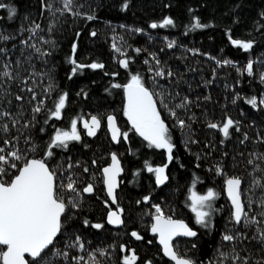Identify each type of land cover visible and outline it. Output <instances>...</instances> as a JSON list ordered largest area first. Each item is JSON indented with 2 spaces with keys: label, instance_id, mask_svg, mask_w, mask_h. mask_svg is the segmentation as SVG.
I'll use <instances>...</instances> for the list:
<instances>
[{
  "label": "trees",
  "instance_id": "16d2710c",
  "mask_svg": "<svg viewBox=\"0 0 264 264\" xmlns=\"http://www.w3.org/2000/svg\"><path fill=\"white\" fill-rule=\"evenodd\" d=\"M0 3L16 9L10 17L7 8H0V34L10 37L0 39V113L11 114L0 116V125L9 129L0 130V147L5 148V155L11 150L23 154L20 161L10 158L18 168L32 156L45 160L55 170L58 194L68 205L54 244L35 262L28 258L29 264H77L73 257L79 256L84 257L79 264H91L90 257L99 264H125L124 257L131 256L133 250L137 257L134 264H173L150 231L151 218L157 214L154 205L197 231L193 238L173 241L178 255L191 258L195 264H208L218 249L231 252L235 248L240 256L249 258V264H264V243L254 238L258 235L256 226L245 227L243 222L236 224L230 219L232 207L224 193L225 179L241 178L246 211L264 219L258 215L264 210L260 204L264 189L253 186L255 180L264 183V105L259 104L264 98V0H74L71 12L57 11L62 0ZM49 4L51 8L45 7ZM165 18H171L173 25L160 26ZM197 19L208 26L194 28ZM153 23L158 27L152 28ZM35 24L40 28L33 33ZM233 39L251 42L253 47L245 50L232 44ZM73 58L80 64L99 63L103 67H85L73 74ZM123 59L129 60L128 68L120 63ZM225 60L231 63L225 64ZM249 61L253 63L251 75L246 70ZM161 69L164 75L159 76L156 73ZM4 71L12 75L4 76ZM137 73L155 94L174 149L169 161L167 149H158L129 130L121 157L123 172L111 205L121 206L123 223L114 228L106 221L111 202L98 178L99 169L91 168L90 179L84 171L86 157L90 166L93 158L100 166L106 163L103 167L110 162L107 154L112 145L105 139L106 132L99 131L86 142L70 141V145L90 144L87 153L74 146H53L51 156L46 150L56 131L67 130L74 119L93 113L104 120L114 113L119 120L125 108L123 85ZM115 84L122 87H113ZM49 85L52 90L46 91ZM64 93L67 98L61 117L51 116L50 110ZM253 97L257 106L248 103ZM182 103L184 107H177ZM37 106L40 112L33 111ZM228 118L234 121L228 136L220 127H209H222ZM179 120L185 122L183 127ZM6 140L11 143L5 144ZM101 145L109 146L104 156L98 151ZM164 165L167 179L158 184L156 173L148 167ZM6 170L5 179L17 173L10 165ZM69 177L76 181V193L59 187L67 184ZM89 182L94 190L85 195L83 188ZM191 188L216 193L210 201L208 227L196 222ZM249 198L253 202L250 208ZM70 200L76 201L75 206ZM95 224L102 227L95 228ZM132 231L141 238L135 239ZM225 234H242L243 238L228 242L222 239ZM77 237L83 249L75 246Z\"/></svg>",
  "mask_w": 264,
  "mask_h": 264
},
{
  "label": "snow or ice",
  "instance_id": "6c2138e0",
  "mask_svg": "<svg viewBox=\"0 0 264 264\" xmlns=\"http://www.w3.org/2000/svg\"><path fill=\"white\" fill-rule=\"evenodd\" d=\"M74 0H62V8L57 9V11H72ZM45 7L51 8L52 6L45 5ZM127 8V4L124 5ZM0 8H7L9 10V15L14 16L16 9L9 5L0 3ZM79 15V13H74ZM89 20L94 19L93 16L87 17ZM174 21L171 18H165L162 25L169 26L173 25ZM208 25L201 24L199 19H197L193 25L194 28L207 27ZM152 28L158 27L156 23L151 24ZM40 28L39 24H35L31 31L36 33ZM50 30V29H49ZM79 35V34H77ZM91 35L95 36L96 33L92 32ZM10 37L0 34V39L7 40ZM234 45H242L245 50L251 49L253 47L251 42H244L241 40H231ZM27 43V41H25ZM170 43L168 47H172ZM33 47H35L33 45ZM113 48L117 52L120 48L113 44ZM76 45L73 44L72 51L75 53ZM37 52H40L39 48H36ZM139 51V49H137ZM155 59V57H153ZM70 63L74 65L72 68V73L75 74L79 69L85 67H90L93 69L102 68L103 64L92 63L89 65H84L77 63L73 58ZM120 63L128 68L129 60L123 59ZM147 63V61H146ZM225 64H230L231 61L225 60ZM159 64V61H157ZM7 68V65H4ZM247 72L251 75L253 72V63L249 61L246 66ZM4 76L10 77L12 75L9 71H4L2 73ZM159 76L164 75L161 69L156 73ZM171 75V73H168ZM261 80L264 81V74L261 75ZM113 87L120 88L122 85L115 84ZM126 89L127 94V106L125 113L131 121L133 128L137 131L145 140L149 141L150 145L155 146L158 149H167L168 159L171 161L172 152L174 149V144L171 140V135L169 128L165 123V120L161 117V112L157 107V100L154 99V93L147 88L140 74H135L131 76L130 81L123 85ZM33 91L32 89H28ZM52 86L46 91H51ZM67 93L59 96V99L54 104V108L50 110V115L56 118L61 117L62 110L66 105ZM17 99H22V97H17ZM33 99H35V93L33 94ZM44 103L43 100L40 102ZM160 103H163V97L160 99ZM248 103L257 106L258 100L253 97L248 99ZM259 104L264 105V98L259 100ZM167 107V105H165ZM177 107H184V104L177 105ZM34 112H40L41 107L37 106L33 109ZM171 111V110H170ZM172 115L176 113L171 111ZM10 116V113H0V116ZM109 127L112 129V138L114 140H119L121 135L124 139H127V133H121L120 129L115 124V117H107ZM13 123H18V121H13ZM100 119L96 116L91 117V124L87 121L84 122V127L88 129L89 135H95V131L100 126ZM179 125L183 127L185 122L183 120L178 121ZM234 125V121L228 118L226 122L221 126L217 124H209L210 128L220 127L221 131L225 136L229 134V128ZM0 130L7 132L9 131L8 126L0 125ZM80 139V135L77 131V121H71L70 131L58 130L54 138L51 139L50 144L47 146L46 155H53L52 147L67 148L69 141H76ZM11 141H5V144H10ZM34 150V149H33ZM5 153V148L0 147V245L6 246V250L0 249V264H29V260L25 258V254H28L35 262L36 258H42V253L46 249H49L51 245L54 244L56 238L61 233L63 228L62 216L67 211L68 205L65 203L64 198L58 194L56 172L50 169L48 164L43 159H30L25 160L22 167H17L15 162H10V158H14L15 161L23 160V154L18 150H11ZM112 164L109 167L103 169L104 182L107 185V191L112 197V201L115 202L116 196L114 193L115 188L118 186L117 176L122 171L119 165V160L116 154H112ZM95 163V161L93 162ZM10 165L12 169H17V174L9 179H5L7 174L6 166ZM71 167V165H69ZM167 165L162 167L153 168L148 167L149 172L156 173V181L158 184L164 183L167 179L165 173V168ZM85 172L88 171L87 168L84 169ZM264 171V170H261ZM242 181L238 177L229 178L226 181L228 196L231 199V204L233 206V211L231 213L230 219L236 224L243 222L245 227L252 225L256 226V231L258 233L255 239H259L264 243V219H257L255 215H250L245 209V203L242 200V193L240 191V185ZM76 181L71 177L68 178V183L59 185L60 188L71 190L76 193L75 187ZM254 187H259L264 189V183L260 180H255L253 182ZM93 184L89 183L87 187L83 188V192L91 193L93 192ZM216 197V193L209 189L206 195H199L193 192L191 196V209L196 214V222L203 225L204 227L209 226V218L212 214V204L210 203ZM148 197H145L147 200ZM69 203L75 206L76 201L70 200ZM107 204L108 202L105 201ZM253 202L249 198L248 207H251ZM260 204L264 206V197L261 198ZM156 209L155 223L152 224L151 230L153 233L159 235V241L163 245V251L166 255L171 257L176 264H195L191 258L179 256L177 251L174 250L173 238L185 235V236H195L197 233L193 231L183 220H175L171 216L165 217L163 211L160 209L159 205H154ZM205 208L209 211H205ZM123 209L117 207L116 211H109L108 221L112 224H122L123 221L118 213H122ZM260 217H264V210L258 213ZM88 221H85L87 224ZM95 228H101V224H95ZM138 239L136 232L132 233ZM238 238H243L242 234H225L222 239L224 241H234ZM73 244H69L72 247ZM75 246L83 249V243L79 242V237L76 238ZM57 254H60L57 252ZM67 257V253H64ZM74 260L79 264L80 261L84 260L83 256L73 257ZM91 264H99V261L94 257H90ZM137 257L134 254L131 256H125V264H134ZM249 264V258L242 257L235 248L231 252L223 251L222 249L217 250L216 257L214 260H210L208 264ZM151 264V262H149ZM261 264V262H257Z\"/></svg>",
  "mask_w": 264,
  "mask_h": 264
},
{
  "label": "flooded vegetation",
  "instance_id": "af4514ba",
  "mask_svg": "<svg viewBox=\"0 0 264 264\" xmlns=\"http://www.w3.org/2000/svg\"><path fill=\"white\" fill-rule=\"evenodd\" d=\"M124 111H125V108H124ZM124 111H123V115L121 116V117H119V120H118V118H117V123H118V125H119V128H120V132L121 133H127L128 135H127V137L129 136V130H130V132H132V130L133 131H135V129L133 128V125H132V123H131V121L129 120V118H128V116L126 115V114H124ZM91 115H95V116H97L96 114H90V115H86V116H83V117H81L80 119H78V120H76V119H74V120H76L77 121V131H78V133H79V135H80V139L79 140H83V141H85L86 142V140L88 139V138H93V137H96V135H98V132L99 131H105L106 133V140H107V143L108 144H111L112 146H110L111 148L108 150V162H109V159L111 158V154L114 152L115 154H117L118 155V157H119V159L121 160V157H122V151H123V149H124V147L126 146L125 145V143H124V141H126L127 139H124L123 138V135H121V137L119 138V140H118V142L117 143H113V141H112V139L110 138V135H109V132H108V130H107V126H106V117L104 118V120L102 119V118H100L99 116H97L99 119H100V121H101V123H100V127L97 129V133L94 135V136H92V135H89L88 133H87V129L81 124V120L82 119H86V120H88V118H89V116H91ZM105 123V124H104ZM126 126H129L128 127V130L127 131H125L124 130V127H126ZM70 127H71V124H70V126H69V128L67 129V130H65V131H68V130H70ZM136 133H137V131H135ZM98 137V136H97ZM100 140H102V138L100 139ZM97 141H98V138H97ZM97 144V143H96ZM77 145V146H76ZM76 145H70V141L68 142V146H67V148L66 149H68V148H72L73 146L74 147H77V148H79L80 150H86V153L89 151V147H91V145L90 144H84V143H80V144H76ZM114 146V147H113ZM117 149H116V148ZM100 148L101 149H98V151L100 152H103V156H104V154H105V151H106V149L107 148H109V146L107 145H101L100 146ZM112 148H114L115 150H113ZM62 149H65V148H62ZM119 150V152H120V154L117 152ZM95 161V159L93 158L92 159V161L90 162V163H92V166H90V164L88 165V158L86 157V168L88 169V171L86 172V179H90V178H88V172H90L91 171V168L93 167H96V168H98L99 169V179H102V183H103V179H104V177H103V174H102V167H103V165H105L106 163H104V164H102L101 166L99 165V162L96 164V161H95V163H93ZM121 162V166H122V172H123V165H122V160L120 161ZM100 167V168H99ZM97 177H94V178H92V179H96ZM119 179H121V176L119 177ZM120 182V181H119ZM90 183H92V182H90ZM103 186H104V184H103ZM104 190H105V188H104ZM85 195L86 194H89V193H85V192H83ZM106 193V192H105ZM109 201L111 202L110 203V205L108 206L109 208H108V210H111V209H116L117 210V207H119V208H121V206H119V205H114V206H111L112 205V203H113V201L112 200H110L109 199ZM107 210V211H108ZM122 214V213H121ZM151 225V224H150ZM151 231V230H150ZM133 232V231H132ZM137 233V232H136ZM138 234V233H137ZM154 234V233H153ZM156 236V235H155ZM157 239V238H156ZM176 239V238H175ZM174 239V240H175ZM173 240V241H174Z\"/></svg>",
  "mask_w": 264,
  "mask_h": 264
},
{
  "label": "water",
  "instance_id": "95a60500",
  "mask_svg": "<svg viewBox=\"0 0 264 264\" xmlns=\"http://www.w3.org/2000/svg\"><path fill=\"white\" fill-rule=\"evenodd\" d=\"M128 83V82H127ZM127 83H125V84H127ZM124 84V85H125ZM123 89H124V107H125V109H126V106H127V94H126V89L123 87ZM92 116H95V115H91V116H89V118H88V120H86L85 118L84 119H82L81 120V124L84 126V122L85 121H87L89 124H91V117ZM108 116H114L115 117V124H116V126L119 128V125H118V123H117V118H116V115L114 114V113H110V114H108L107 116H106V126H107V130H108V132H109V135H110V138L112 139V141L114 142V143H116V142H118V140H114L113 138H112V129L109 127V124H108V120H107V117ZM97 117V116H96ZM98 118V117H97ZM99 119V118H98ZM100 127V126H99ZM98 129V128H97ZM97 129H96V131H97ZM120 129V128H119ZM95 131V134L97 133ZM87 133H88V129H87ZM92 136H94V135H92ZM113 154V153H112ZM112 154H111V157H112ZM33 158H35V159H41V158H39V157H36V156H32V157H30V158H28L27 160H30V159H33ZM117 159H118V157H117ZM119 160V159H118ZM112 164V159H111V162L109 163V164H107L106 166H104L103 168H102V174H103V169L104 168H106V167H109L110 165ZM119 165H120V168L122 169V166H121V162H120V160H119ZM22 167V166H21ZM17 174V173H16ZM121 174H122V171L119 173V175L117 176V181H118V184H119V181H120V179H119V177L121 176ZM103 177H104V174H103ZM229 178H232V177H229ZM229 178H227V179H225V181H224V193H225V197L227 198V200L230 202L229 204H231V199H230V197L228 196V192H227V185H226V181L229 179ZM239 178V177H238ZM104 179H105V177H104ZM104 179H103V184H104V188H105V192L107 193V195H108V197L110 198V200H112V197L109 195V193H108V191H107V185H106V183L104 182ZM241 179V178H240ZM241 181H242V179H241ZM242 185H243V181H242V183H241V185H240V191L242 190ZM85 187H87V186H85ZM118 187V186H117ZM116 187V188H117ZM116 188H115V190H114V193H115V191H116ZM243 200V199H242ZM231 207H232V211L234 210L233 209V206H232V204H231ZM109 211H116V209H111V210H108L107 211V213H106V221H107V223H108V225H110L111 227H114V228H116V227H120L122 224H112V223H109V221H108V213H109ZM119 215H120V218L122 219V214L121 213H118ZM155 216H156V214L155 215H153L152 216V218H151V225H150V230H151V226H152V224H154L155 223ZM165 217H168L167 215H164ZM173 219H175V220H182V218H180V217H173V216H171ZM122 221H123V219H122ZM184 221V220H183ZM187 225H188V223L186 222V221H184ZM189 226V225H188ZM190 227V226H189ZM193 231H195L196 233H197V231L194 229V228H192V227H190ZM133 232H136V231H133ZM132 232V233H133ZM151 232H152V230H151ZM153 233V232H152ZM155 235H156V238H157V242L159 243V245L161 246V248H162V250H163V245L160 243V241H159V235L157 234V233H154ZM138 236L140 237V235L138 234ZM196 236V235H195ZM195 236H185V235H180V236H177V237H186V238H193V237H195ZM135 237V239H138L136 236H134ZM177 237H174L173 238V240L175 239V238H177ZM4 250H6V246H5V248H4ZM172 262H173V264H176V262L174 261V260H172L171 259V257H169L168 255H166ZM179 256H181V255H179ZM183 257H185V256H183ZM25 258L26 259H28V258H31L30 256H28V254H25ZM188 258V257H187ZM32 259V258H31Z\"/></svg>",
  "mask_w": 264,
  "mask_h": 264
},
{
  "label": "rangeland",
  "instance_id": "374dc122",
  "mask_svg": "<svg viewBox=\"0 0 264 264\" xmlns=\"http://www.w3.org/2000/svg\"><path fill=\"white\" fill-rule=\"evenodd\" d=\"M71 128V127H70ZM68 131H70V130H68ZM90 183V182H89ZM88 183V184H89ZM87 184V185H88ZM86 185V186H87ZM192 187V186H191ZM193 192H195V193H197V194H199V195H206L207 194V190H206V192H200V191H196V190H194V189H192L191 188V190H190V192H189V196H190V200H191V196H192V194H193ZM165 215V214H164ZM167 216H169V215H167ZM174 217V216H173ZM186 238V237H185Z\"/></svg>",
  "mask_w": 264,
  "mask_h": 264
},
{
  "label": "bare ground",
  "instance_id": "6f19581e",
  "mask_svg": "<svg viewBox=\"0 0 264 264\" xmlns=\"http://www.w3.org/2000/svg\"><path fill=\"white\" fill-rule=\"evenodd\" d=\"M113 143H114V142H113ZM116 143H117V142H116ZM113 153H114V152H113ZM114 154H115V153H114ZM116 156L118 157L117 154H116ZM118 159H119V157H118ZM119 160H120V159H119ZM120 161H121V160H120ZM110 162H111V158H110ZM110 162H109V163H110ZM109 163H108V164H109ZM106 195H107V193H106ZM107 197H108V195H107ZM108 198H109V197H108ZM109 199H110V198H109ZM172 263H173V262H172Z\"/></svg>",
  "mask_w": 264,
  "mask_h": 264
}]
</instances>
